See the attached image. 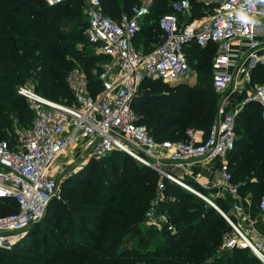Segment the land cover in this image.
I'll list each match as a JSON object with an SVG mask.
<instances>
[{"label": "trees", "instance_id": "1", "mask_svg": "<svg viewBox=\"0 0 264 264\" xmlns=\"http://www.w3.org/2000/svg\"><path fill=\"white\" fill-rule=\"evenodd\" d=\"M176 1H154L137 37L144 42L145 51L162 41L160 18L171 12ZM101 2L104 13L113 19L130 14L135 4V0ZM190 3L194 14L180 15L181 23L206 14L208 7L202 0ZM82 11L79 0L56 6H48L45 0H0V141H8L15 148L19 143L15 122L28 129L32 125L34 114L26 99L17 93L20 85L29 84L42 96L69 104L73 97L66 79L74 68L86 72L93 89L100 85L99 74H93L97 58L87 56L80 48L89 43V23L84 27ZM73 22L78 26L71 27ZM186 50L193 69L205 71L211 80L203 79L193 86L145 80L133 103L142 123L159 141H186L188 130H201L206 138L216 120L220 96L213 86L212 58L217 46L209 44L201 49L192 42ZM252 77L253 83H264V66L255 68ZM235 129L237 140L229 157L233 183L239 186L240 195L247 196L258 209L264 196L261 107L256 103L245 105ZM100 165L114 180L94 177ZM159 180L156 171L123 152L90 160L85 171L71 176L63 185L76 197L65 204L64 225L56 228V234H42L41 241L49 245L46 247L36 238L40 225L49 221L47 210L39 223L28 228L25 240L22 238L10 249L0 248V264H260L247 249L221 251L223 237L231 230L229 224L203 199L171 181L165 182L166 200L159 204L157 212L166 215L164 226L173 225L176 233L165 228L163 233L156 231L159 238L155 234L142 235L141 224L150 201L157 196ZM100 181L102 184H97ZM191 184L209 195L197 183ZM215 202L225 212L232 206L226 199ZM0 203L11 213L18 211L13 199H0ZM136 239V246L127 247Z\"/></svg>", "mask_w": 264, "mask_h": 264}, {"label": "built area", "instance_id": "2", "mask_svg": "<svg viewBox=\"0 0 264 264\" xmlns=\"http://www.w3.org/2000/svg\"><path fill=\"white\" fill-rule=\"evenodd\" d=\"M67 1L45 0L48 6ZM84 1L89 43L109 60L101 67L97 89L92 88L80 67L68 73L66 80L73 97L70 104L50 100L29 84L17 88L34 117L27 132H18L15 148L8 141H0V199H13L18 205L17 212L0 216V248H12L33 222L44 217L57 196L64 167L69 165L66 161L56 167L55 163L74 148L82 165L118 151L160 175L157 196L146 212L148 225L160 227L168 221L157 211L166 200L165 182L171 181L206 201L229 224L231 230L223 237L221 251L247 249L264 264V196L258 205L259 217H253L243 203L239 186L233 183L227 159L212 183L197 180V184L205 190L215 189V198L230 193L235 200L229 212L175 173L177 169L186 171L193 163L224 159L234 150L237 112L226 110L223 95L239 76L250 80L251 69L263 60V42L258 36L264 32V5L256 0H206V6L213 10L210 17L181 23L180 15L190 14L191 3L178 0L172 3L171 12L160 18L162 41L145 51L135 41L155 0H135L131 13L118 19L104 13L101 0ZM192 42L201 49L209 44L217 46L212 60L214 90L222 98L217 118L205 139H199L195 130H188L186 141H159L142 123L133 103L145 80L173 86L189 78L191 65L186 49ZM252 100L261 107L264 121V83L255 86ZM169 229L174 230L171 224Z\"/></svg>", "mask_w": 264, "mask_h": 264}, {"label": "rangeland", "instance_id": "3", "mask_svg": "<svg viewBox=\"0 0 264 264\" xmlns=\"http://www.w3.org/2000/svg\"><path fill=\"white\" fill-rule=\"evenodd\" d=\"M202 1L206 5V3H205L206 0H202ZM79 2L82 3V5H83V11H82L83 12V22H84V25H85L84 27H87L88 17H87V14L85 12V1L84 0H79ZM212 11H213L212 8H209L208 7V9H206V11H205L206 14L204 15V17L203 18H199L198 20H204V19L210 17V15L212 14ZM193 14H194V12H191L190 15H193ZM77 26H78V23H76V22H73L71 24V27H77ZM80 48L81 49L84 48L83 50L86 52V55L87 56L97 58L96 59L97 61L95 63L96 69H95V71L93 73L95 75V77H96L98 74H100L101 67H102L103 63L106 60H109V56L103 54L98 47H96V46H94V45H92V44H90L88 42H87V44L84 47L81 46ZM191 69L193 70V67L192 66H191ZM195 74H196V77H194V78H196V79H194V81H191L192 83H188L187 82L188 84H190V85L191 84L192 85H199L200 82H201L200 80H203V79H208L209 81L211 80L210 76L205 71H203L201 69L196 70L195 71ZM189 79H192V78L190 77ZM203 84H206V83H203ZM168 85H170V84H168ZM161 89H164V88L162 87ZM68 102L69 101H67V103ZM14 126H15L17 132H19V133H25V132H27L29 130L28 128H24L22 126H18L17 125V122H15V125ZM66 161L69 163V165L66 166V167H64V169H66V172L64 174L63 179L59 183V188H58L57 196H56L55 199H53L50 202V204L48 206V209H47L49 211V215H48V219L47 220H49V221L47 223H45V224L42 223L40 225V227H42V229L40 230V233L38 234V237H36V238H38L37 240H39L40 243H43V245H45L46 247L49 245V242L41 241V238L43 236L42 234L43 233H46V235L47 234H56V232H55L56 228H61L64 225V219H63L62 216L64 214V206H65V204L67 202H69L70 198L76 197V195L73 192L67 191L66 189H63L64 188V186H63L64 183L67 180H69L71 178V176L76 175V174H80L83 171H85L87 165L90 162V161H88V162L85 163V165H82V162L78 159L77 149H74V148L71 149L70 151H67V153L59 156V158L57 159V161L55 163V166L58 167V165L60 163H63V162H66ZM99 168H100V171L101 172L100 171L94 172V177L95 178H98L99 180H102L103 177H104V178H110L111 180H114V177L111 175V173H108V172L104 171V169H103V167L101 165L99 166ZM102 170H103V173H102ZM97 184H102V183L100 181ZM244 198L245 199H248L247 196L244 197ZM246 202L249 205H252V206L255 205L249 199ZM149 205H150V203H149ZM148 208H149V206H148ZM148 208H147V210H148ZM147 210H146V212H147ZM11 211L12 210H10L9 208H7L6 206H4L3 204L0 203V216L1 215L10 214ZM146 212H145V219H144L143 223L141 224V228H140L141 231H142V233H141L142 235H145V236L149 237V236H153L155 234L159 238V235H157V232L156 231H158V232L161 231L162 232V231L166 230L165 228H167V230L170 231L171 234H175L176 233L175 227H173L174 230H172V229H169V225L164 226V224H166L167 222L166 223H163V225H160V227L159 226H150V225H148L147 224V221L148 220H147V217H146ZM163 215L166 216L165 214H163ZM27 236L28 235L25 234L24 237H23V240H25L27 238ZM154 238H156V237L154 236ZM154 238H152V239H154ZM137 244H138V240L136 239L134 241V243H128L127 244L128 245L127 247L133 248ZM40 249L42 250L43 249V246H40ZM12 262H15V260H12ZM139 264H144V263H141L140 262Z\"/></svg>", "mask_w": 264, "mask_h": 264}, {"label": "crops", "instance_id": "4", "mask_svg": "<svg viewBox=\"0 0 264 264\" xmlns=\"http://www.w3.org/2000/svg\"><path fill=\"white\" fill-rule=\"evenodd\" d=\"M256 1L258 4H264V0H256ZM188 15H190V14L186 13L183 16H188ZM192 21L199 22L201 20L195 19ZM192 21H187L184 23H188V22H192ZM258 38L263 42L262 43V49L260 50V55L263 56V60L256 62L255 67L251 69L250 80H247L243 76L242 77L239 76L236 79L233 86L227 92H225V94L223 95V100H224V104L226 106V110L228 112H231V113L237 112V116L243 110L245 105H247L248 103H256L259 106V104L256 101L252 100V96L254 95V88L258 84L257 82L253 83L252 72L255 68H257L259 66H264V32L259 34ZM139 41L140 40L137 38L135 43L137 44ZM143 43H144L143 41H140V47H143V45H144ZM213 58H212V60H213ZM195 71H196L195 69H193V70L191 69V73H190L189 78L191 77L192 79L188 78L185 81L181 82L180 84L192 83L191 81H194V79H196V78H194V77H196ZM188 85H190V84H188ZM221 99L222 98L220 96V102H221ZM216 118H217V116H216ZM236 119H237V117H236ZM195 132L197 133L199 139H205V134L203 133V131L195 130ZM231 153L228 155V157H226L224 159L218 158V159H215L212 161L190 164L188 166V168L186 169V171H184V169H177L175 171V173L178 176L182 177L189 184H191L192 182L198 183V181H208L209 183H212L216 177V174L220 168L221 163L223 161H225L226 159H227V161H229V157H230ZM208 191L210 192L209 196L213 197L215 200L217 197L215 198L214 196L216 195L217 191L215 189H209ZM241 198L243 199V203L247 207L250 208L249 211L252 214V216L253 217H259L258 209H255L252 205H249L246 202L248 199H245L242 196H241ZM217 199H221V198H217ZM224 199L230 201L231 203L235 200L230 193H225L224 198H222V200H224Z\"/></svg>", "mask_w": 264, "mask_h": 264}, {"label": "water", "instance_id": "5", "mask_svg": "<svg viewBox=\"0 0 264 264\" xmlns=\"http://www.w3.org/2000/svg\"><path fill=\"white\" fill-rule=\"evenodd\" d=\"M40 221H41V220H40ZM40 221L33 222V223L31 224V226L36 225V224L39 223ZM27 231H28V229H27Z\"/></svg>", "mask_w": 264, "mask_h": 264}, {"label": "bare ground", "instance_id": "6", "mask_svg": "<svg viewBox=\"0 0 264 264\" xmlns=\"http://www.w3.org/2000/svg\"><path fill=\"white\" fill-rule=\"evenodd\" d=\"M0 196H2V195L0 194Z\"/></svg>", "mask_w": 264, "mask_h": 264}]
</instances>
